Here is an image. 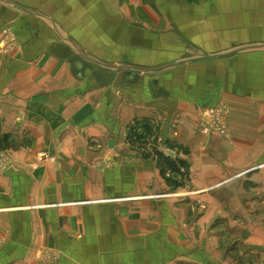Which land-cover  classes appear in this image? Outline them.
Masks as SVG:
<instances>
[{
	"label": "crops",
	"instance_id": "obj_1",
	"mask_svg": "<svg viewBox=\"0 0 264 264\" xmlns=\"http://www.w3.org/2000/svg\"><path fill=\"white\" fill-rule=\"evenodd\" d=\"M3 29L0 264H264V0H0ZM175 170L221 187L169 199Z\"/></svg>",
	"mask_w": 264,
	"mask_h": 264
},
{
	"label": "rangeland",
	"instance_id": "obj_2",
	"mask_svg": "<svg viewBox=\"0 0 264 264\" xmlns=\"http://www.w3.org/2000/svg\"><path fill=\"white\" fill-rule=\"evenodd\" d=\"M18 48V42L17 39L15 37V35L7 30V29H3L1 32V36H0V50L6 54H10L12 52H14L16 49ZM228 116H229V106L225 105L223 103H221L220 105H216L215 107L206 109L204 111V119L206 120V125L203 128L204 133L213 135V134H217V135H223V137L225 139H228L231 135L229 126H228ZM138 128V127H136ZM2 145V144H1ZM38 159L39 160H43L44 159H50L51 161L55 160V157L53 158L51 155L46 154V153H41L38 155ZM175 157H178V155L176 154ZM9 159H10V154L7 152V150H1L0 151V171L1 170H5L8 165H9ZM178 171L175 170L174 173V177H175V184L170 187L171 189L168 190H164V194L162 196L164 197H170L169 199H179L177 197L180 198H190L198 193H215L218 191V189H220L221 186H213V185H209V186H201V187H193L190 186V188L186 187V186H182L181 185V178L183 177L180 173H177ZM163 177L165 178V175L162 174ZM179 183H177V181H179ZM161 196V195H160ZM161 196V197H162ZM173 197V198H171ZM202 205V209L206 210L207 206ZM202 212V211H201ZM197 220L195 222H193V225H197ZM214 219L211 218H207V222H206V226L213 221ZM190 221V219H189ZM227 222H229V219H227ZM190 223V222H189ZM228 225V223H227ZM226 228V227H225ZM222 232L225 231V229L222 227L221 228ZM226 232V231H225ZM227 233V232H226ZM224 233V234H226ZM222 243L229 241L228 236L223 235L222 236ZM48 253H53L52 252H48L46 253V255H48ZM45 255L42 254V256H40L38 258V260L35 261L34 264H39L40 262H42L44 260Z\"/></svg>",
	"mask_w": 264,
	"mask_h": 264
},
{
	"label": "built area",
	"instance_id": "obj_3",
	"mask_svg": "<svg viewBox=\"0 0 264 264\" xmlns=\"http://www.w3.org/2000/svg\"><path fill=\"white\" fill-rule=\"evenodd\" d=\"M56 257H57V255L54 253H48V255H45L44 260L42 262H40L39 264H51L54 262Z\"/></svg>",
	"mask_w": 264,
	"mask_h": 264
}]
</instances>
